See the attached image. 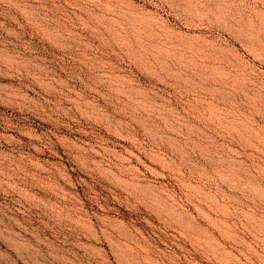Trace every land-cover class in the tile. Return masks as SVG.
Returning a JSON list of instances; mask_svg holds the SVG:
<instances>
[{"label":"rangeland","instance_id":"rangeland-1","mask_svg":"<svg viewBox=\"0 0 264 264\" xmlns=\"http://www.w3.org/2000/svg\"><path fill=\"white\" fill-rule=\"evenodd\" d=\"M0 264H264V0H0Z\"/></svg>","mask_w":264,"mask_h":264},{"label":"bare ground","instance_id":"bare-ground-1","mask_svg":"<svg viewBox=\"0 0 264 264\" xmlns=\"http://www.w3.org/2000/svg\"><path fill=\"white\" fill-rule=\"evenodd\" d=\"M199 48H200V47H199ZM201 49H203V47H201L200 50H201ZM204 49H205V48H204ZM207 49H208V48H207ZM203 51H204V50H203ZM229 51H230V50H229ZM232 52H233V51H232ZM229 53H230V52H229ZM206 54H209V53H207V51H206ZM210 54H211V53H210ZM226 54H228V52H227ZM228 55H229V54H228ZM231 55H232V54H231ZM231 55H230V56H231ZM215 56H216V55H215ZM226 57H227V56H226ZM232 58H233V56H232ZM214 59H215V58H214ZM229 61H230V58H229ZM233 62H234V61H233ZM232 65H233V64H232ZM234 66H235V64H234ZM236 66H237V65H236Z\"/></svg>","mask_w":264,"mask_h":264}]
</instances>
